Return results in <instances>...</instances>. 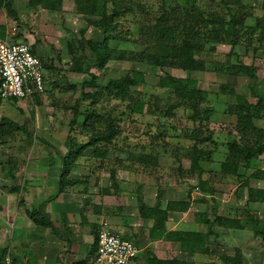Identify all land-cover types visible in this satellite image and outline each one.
<instances>
[{"label": "rangeland", "instance_id": "374dc122", "mask_svg": "<svg viewBox=\"0 0 264 264\" xmlns=\"http://www.w3.org/2000/svg\"><path fill=\"white\" fill-rule=\"evenodd\" d=\"M76 1L65 0V9L69 10L66 11L68 16L63 15L65 13L63 9L52 13L40 6H31L37 9L30 12L29 0L26 1V4L20 1L22 7L20 15L24 20L22 28L25 29L24 42L35 50L36 55L44 63L47 83L45 93L40 97L28 99L31 105L23 110L17 109L13 105L15 103L13 100L0 101V108H4L0 109V121L10 120L19 126L26 127L35 135L34 137L25 132L10 130L4 137L6 142L4 144L0 142V175H7L0 179L6 184H0V190L6 189L9 194H18L15 202L17 206L9 208L0 203V224L1 222L7 223L9 230L12 226H9L8 223L9 211L15 212L18 207L23 211H29L27 202L29 201L30 205L33 203L32 198L27 195L29 185L24 180L27 173L34 172L32 168L29 169V165L33 166L35 162L40 163L39 160L50 162V153L54 156L57 155L42 144L39 138L51 142L62 155L65 153L64 142L70 130L72 108L75 102L82 97L81 84L91 80L89 72L96 75L99 80L96 88L98 95L92 101L83 102L79 106L80 110L85 113L96 112L100 116H104L100 125L105 124L108 116L112 119H120L119 127L123 134L131 135L128 141L132 142L134 149L146 148L153 153L158 147L166 149V159L162 163L165 169L162 168L159 173L166 176V179L163 177L161 184L168 182V185L177 182L175 170H172L167 164L168 157L180 158L184 161L185 169L189 168L188 156L180 153L182 145L190 144L191 146V141L187 139L185 132H189L194 127L190 120L193 112L187 109L188 99H193L191 101L196 105V108L207 110L211 114L207 125L199 124L200 131L231 133L233 138L237 131V115L236 113L232 115L231 111L254 106L256 94H259L258 91H264V52L263 50L258 53L253 51L257 45H260L257 42L261 34L260 28L256 32L255 28L256 24L264 18V12L260 8L263 0H108V13L114 12L115 6L120 11L130 10L125 16L117 17L120 26L114 33L116 38H112L109 42L113 51L123 52L124 55L121 60L115 58V60L109 61L104 68L92 67L91 71L87 72V67L94 63V56L86 49V41L91 38L101 41L103 33L94 26H88L86 23L88 17L78 14L79 8ZM12 3L14 5V0ZM224 6L234 10V16L242 22L239 26L242 28L239 34H246V36L238 39L235 44L211 46L204 40L205 34L208 33L212 24L223 20V16L227 14V9L223 8ZM167 15L185 23L186 26L197 27L198 30H201V39L195 48L196 59L203 63L206 70L184 71L179 67L178 59L175 57L163 61L164 49L160 48V44L170 45V38L173 37L166 36L162 42L157 40L156 25L161 17ZM90 19L100 20L98 16ZM207 23L209 25L206 26ZM82 32H84L83 35ZM173 41L180 47L183 38H173ZM241 42L243 43L241 44ZM149 55L162 65L148 64L146 59ZM50 65H53L55 69H50ZM244 67H251L252 70H255L253 75L256 77L252 78L244 73L241 70ZM134 72L143 73L144 82L130 89L126 101L118 100L112 92L106 89L109 81L125 76L133 78ZM165 76L196 81L195 87L198 92L194 93V87L191 86L184 95L179 94L175 89L162 88L160 78ZM92 91L93 89L86 90V92ZM16 102L18 101L16 100ZM136 103L145 105L143 114L139 115L133 111ZM215 103L217 104L216 110L212 109ZM260 126L264 127V123ZM76 131L73 134L75 136L78 135L79 130ZM162 133H165L166 136L159 137ZM120 141L118 148L126 151L127 147L122 145L123 137ZM34 147L35 151H33ZM15 149L18 151H14ZM210 149L212 148L210 147ZM221 150L225 151V148ZM120 152L119 150L111 152L112 157L109 156V159L104 161L103 164H107L104 178L112 175L110 171L114 167L116 170L123 167L118 163L119 160L117 161L119 157L122 159ZM181 152L184 153L183 150ZM86 155L90 159L85 160V163H88V167L85 168L94 170L96 160L91 158V150L87 151ZM58 160L59 158L56 157L54 161ZM173 167L174 163H172ZM210 168L208 176L213 181L214 200L220 213L228 215L224 211L237 207V204L243 208L244 193L239 196V201H236L234 194L239 181L233 178L227 181L226 178H222L217 162ZM40 169L39 167V171ZM81 171L85 174L88 170L82 169ZM153 175H148L149 177L145 178L146 184L154 182ZM185 178L186 181L183 182L185 188L187 187L191 193L194 191L193 194L196 193V174L194 176L187 175ZM107 180L109 182V178ZM57 189L58 187L49 190V195L55 196L58 192ZM194 197L196 200L201 196L194 194ZM251 210H259L260 218L264 220V206L252 204ZM192 215L193 211L188 218L192 219ZM263 222L260 224V228ZM208 231L211 237L209 242L211 255L198 257V264H220V259L223 256L233 257L236 250L242 251L241 255L246 258L245 262L249 260V263L246 264H264V245L261 244L260 239L254 238L250 231L244 233L224 231L217 226L211 227ZM10 235L11 231L4 235L2 240L0 264H15L14 258L20 257L21 264H37L36 261L26 259L22 255L24 248L14 250L10 247L12 242ZM174 252L177 253L178 250ZM174 256L177 254H169V257ZM7 259L10 261L7 262ZM60 262L64 264L62 258Z\"/></svg>", "mask_w": 264, "mask_h": 264}, {"label": "trees", "instance_id": "16d2710c", "mask_svg": "<svg viewBox=\"0 0 264 264\" xmlns=\"http://www.w3.org/2000/svg\"><path fill=\"white\" fill-rule=\"evenodd\" d=\"M76 3L79 8L78 14L88 17L86 20L88 26H94L100 29L103 33V40L101 41L94 40L93 38L86 41V49L89 50L94 56V63L92 66L87 67L86 72L92 69V67L104 68L109 61L115 60V58L116 60H121L124 53H117L116 51H113L109 46V42L112 38H116L114 33L120 26V22L117 21V17L125 16L130 12V10L127 9L126 11H120L115 6L113 8L114 12L108 13V0H77ZM29 5L30 7L40 6L44 10H49L50 12L54 13L59 12L62 9L63 0H29ZM112 5L114 6V4ZM223 8L227 9V14L223 16V20L216 24H212L208 33L205 34L204 40L211 46L235 44L238 39L246 36V34H239L242 29L239 26L242 22L240 19H236L234 16V10L228 8L227 6H224ZM260 8L264 12V0L261 2ZM1 9L6 12L9 18L15 19V21L19 20L17 13L14 11L12 0H0V10ZM94 16H98L100 20L90 19ZM160 19L161 20H159L156 25L158 34V37H156L157 40L162 42L166 36H172L173 38H183V43L180 47L174 43L173 38H170V45L160 44V48L164 49V53L162 55L163 61L165 62L170 57H175L178 59L177 62H179V67L184 71L191 72L206 70L207 68L205 69L203 63L196 59L195 48L198 41L201 39V30H198L197 27L186 26L185 23L170 18L168 15L161 17ZM19 25H21L20 22H18V26ZM207 25H209V23H207L206 26ZM259 28L261 34L259 39H257V42H259L258 44L260 45H255L256 47L254 46V51L264 48V18H262L260 22L256 24L255 32L257 29L259 30ZM0 30L3 31L4 27H1ZM83 34L84 32H82V35ZM22 37L23 36L19 34L16 38V41L24 42V40H17L22 39ZM0 39L6 40L5 38L3 39L1 37ZM247 39H249L248 36ZM242 43L243 42H241V44ZM31 52L32 54L36 55V52L32 47ZM40 61L43 67L44 85L46 86L47 82L44 74L46 68H44V63L41 59ZM146 61L148 64H153L154 66L162 65L159 62L154 61L150 55L147 57ZM50 69L55 68L53 65H50ZM241 70L244 73L250 75L252 78L256 77L253 75L255 70H252L251 67H244ZM88 74L91 80L85 81L81 84L82 97L75 102V105L72 108L73 116L69 123L70 130L64 142L66 148L65 155L62 156L58 152L57 147H55L51 142L49 143L45 139L39 138V141L42 144L49 147L57 154L56 157H58L62 163L58 193L54 197L50 198V201L54 200L57 195H59L66 187L78 185L81 182V180H67V177L73 165H75V163L83 157H86V152L89 150L92 152V159H97L102 162L107 159L111 152L119 150L121 151L120 154H122V159L119 157L117 160L121 159V162L130 161L132 164L143 166L145 170L159 168V157L161 154L158 151L155 153L149 152L146 148H132V142L128 141L131 135L123 134L118 124L120 119H112L108 116L105 124L100 125V122L104 116H100V114L96 112L90 111L85 113L80 110L79 106L83 102L92 101L96 99L98 95L96 88L98 87L99 80L97 79L96 75L90 72ZM143 82V73L134 72L133 78L130 76H125L124 78L118 80L109 81L106 85V89L109 92H112L118 100L124 102L130 93V89L142 84ZM160 85L165 89H175L179 94L182 95L187 93L189 86L194 87V93L198 92L195 87L197 85L196 81L174 79L170 76L161 77ZM87 89H93V91L86 92ZM258 93L259 94H256V104L254 106L244 107L242 109H238V111H231L232 115L235 113L237 115L236 136H233L232 138L231 136L233 134L229 133L225 139V143L222 144L217 143L215 138H213V132L199 130V124L201 125L203 123L207 125L209 123L211 114L207 110L196 108V105L192 104L191 100L193 99H188L189 101L187 103V109H190L193 112L190 120L194 124V127L189 132H185V136L192 143V148L190 147L191 152L186 154L189 158V168L183 169V165L181 163V165H179L175 171L177 174H180V176H185L186 174L188 175L190 173L197 174L198 184L196 188H198L203 193L211 192V195H214V191L207 192V187H209V185L208 182L203 181V178L206 171L205 167L213 162L215 150H211L210 148L206 149L203 146L204 143L208 141L212 147H215V149L217 146L219 147V145H222V147L225 148L226 153L224 160L220 162L219 171L223 176H234L237 178V180H240V187L247 189V200L244 203V207L241 210H237L238 212L233 217L219 215L218 207L214 199H212L211 204H208L204 199L197 200V203L200 202L205 204L206 209L202 212L196 213L195 220L198 224L208 228L217 226L226 230H248L253 233L254 237L260 238L262 243H264V228H260L262 221L260 220L258 212L251 210L252 204L264 205V190L258 188L255 189L249 185V182L252 179L264 181V171L259 167V157L264 154V128H260L256 124L259 120H264V91H258ZM42 95L43 94H37L32 98L40 97ZM7 100H13L15 102L18 99L10 98ZM0 101L5 100L0 98ZM144 107V104L136 103L133 111L139 115L143 114ZM81 118H83V120H81ZM10 130L25 132L27 135L30 134L31 136L33 135L26 129V127L19 126L15 122L3 119L0 121L1 144L6 142L4 137H6L5 135L8 134ZM76 130H79L77 136L73 135L75 132H77ZM164 136H166L165 133L159 135V137ZM122 137L123 144L127 147L126 151L118 148ZM122 150L125 152L123 153ZM50 159L53 161V158ZM177 161L180 164V158H177ZM247 171H251V174L248 175ZM113 184L115 185L116 183ZM105 193H110V190H106ZM189 193H191V191H189ZM188 197L189 199L185 201L168 203L167 208L164 211L160 210L159 206L154 210H148L149 217L155 221V225L151 230L152 237H155L158 233H164V223L167 219V213L169 211L185 213L190 209V195H188ZM42 205L29 212V218L36 226L52 228L53 224L44 213ZM207 238L208 236L203 233L171 232L167 239L179 243L181 250L187 254L189 261L182 262L175 258L172 260H159L158 258L153 257L149 259V264H196L194 261L196 255H208L210 253V250L206 246ZM242 263L243 258L240 250H236V253L233 257L223 256L220 259V264Z\"/></svg>", "mask_w": 264, "mask_h": 264}, {"label": "crops", "instance_id": "0c3cea01", "mask_svg": "<svg viewBox=\"0 0 264 264\" xmlns=\"http://www.w3.org/2000/svg\"><path fill=\"white\" fill-rule=\"evenodd\" d=\"M20 1L26 4L27 0H14V11L19 18L18 21L9 18L3 9L0 10V28L4 27L3 31L0 30V37L3 39L5 38L16 41L19 34L22 36L25 34V29L22 28L24 20L20 15V10L22 9ZM29 9L31 12V10L36 11L37 8L29 7ZM62 9L65 11L63 15L68 16L69 14H67L66 11L69 10L65 9V0H63ZM18 22H20L21 25L18 26ZM12 28H15L19 34L16 32V35L11 37L10 31ZM24 39L25 37H22V39L17 40L23 41ZM261 50L264 52V48H260L256 50V53ZM45 79H47L46 74ZM13 105L17 109L23 110L31 105V103L26 99L18 102L15 101ZM216 106L217 104L215 103V106H213L214 108L212 109L216 110ZM0 109L3 110L4 108L2 107ZM262 123H264V120H259L256 124L261 128L260 125ZM228 134L229 133L226 134V132H213V138H215L217 143L222 144L225 143V138H227ZM33 136L35 137V135ZM190 147L192 148L190 144H188V146L182 145L180 153L187 154L188 152H191ZM203 147L206 149L211 147V150H215L213 162L205 167L206 171L203 178V181L208 182L209 185V187H207V192H213V181L210 179V176H208L211 171L210 167L217 162L219 163L220 170V162L224 160L226 150H221L224 149L222 145H219V147L217 146L215 149V147L211 146L209 141L204 143ZM186 148L187 150H185ZM156 149V152L158 151L161 154L159 157V168L145 170L143 166L132 164L130 161L121 162L120 160H117L119 164L123 165V167L118 168L119 170H116L114 167L110 171L112 175L106 178H104V170L106 169L107 164H103L104 161L102 162L95 159L96 166L94 167V170L85 168L88 167V163H85V160L90 159L87 158L86 155V157H83L73 165L67 177V180L74 179L81 180V182L78 185L66 187L54 200L51 201L50 198L54 196L49 195V190H53L56 187L59 188L62 163L59 160L57 162L54 161L56 156L50 153V158H53V161L46 162L39 160L38 162L40 163L35 162L33 166L29 165V169L32 168L34 172L27 173L24 180H26L29 185L27 188V195L32 198L33 203L30 205L29 201L27 202L30 208L29 211H23L20 207H18L15 212L12 210L9 211L8 223L9 226H12L9 230L7 223L5 224V222H1L0 246H3L2 240L4 235L11 231L10 237L12 238V242L10 247L14 250L24 248L22 249L24 252L22 255H24L26 259L36 261L37 264H61V258L63 259L64 264H92L96 255L97 234L100 230H106L132 241L138 247L139 255L137 258V264H149V259L153 257H156L159 260H172L175 258L179 261L187 262L189 261V258L187 254L181 250L180 244L168 240L167 237L171 232H193L203 233L208 236L206 246L210 250L208 255H211V249L209 246L211 237L208 234L210 233L208 231L210 228L198 224L195 220V214L206 209L205 204L200 202L197 203V200L204 199L208 204H211L212 199H215V193L214 195H211V192H199V189L197 188L196 193L194 194L200 195L201 197H197L195 200L193 194L194 191L189 193L187 187L185 188V185H183V182L186 181L185 176H187V174L185 176H180L176 171H174L177 176V182L175 181V184L168 185V182L161 184L163 177L166 179L165 174L159 173L162 168L165 169L162 163L163 160L166 159V152L162 147ZM181 150H183L184 153L181 152ZM14 151L18 150L15 149ZM33 151H35V147ZM58 152L61 154L60 150ZM65 153L63 155H65ZM111 155L112 154L110 153L107 159H109V156L112 157ZM168 158L167 164L171 169L172 163H174L172 170H177V167L181 165V163L183 169H185L183 160H181L179 164L176 159L178 157L170 156ZM14 165L15 163L13 166ZM259 165L260 169L264 171V154L259 157ZM39 167L41 168L40 171ZM82 169H87V173H82ZM151 174H154V182L152 184H146L145 178H148ZM247 174L250 175L251 171H247ZM188 175L194 176L193 173ZM1 177L5 178L7 175L1 174L0 179ZM221 177L226 178L227 181H230L232 178L237 180L234 176L221 175ZM108 178L109 182L107 180ZM196 179L198 181L197 174ZM238 181L239 185L236 187L234 193L236 201H239L241 193H244L245 195L242 200L246 201L247 189L241 188V182L240 180ZM113 183L116 184L114 185ZM0 184H4V182L0 180ZM249 185L252 188L264 190L263 180L252 179L250 180ZM106 190H110V193H105ZM188 195H190V209L185 213L169 211L164 223V233H158L155 237H152L151 230L155 225V221L149 217L148 210H154L159 206V209L164 211L167 208L168 203L188 200ZM17 197L18 194H9L6 192V189L0 190V203H2L3 206L5 205L9 208L17 206L15 203ZM41 205L44 213L53 224L52 228L36 226L29 218V212ZM237 205V207H239L238 209L237 207H232V209H228L229 211H224V213L228 215L221 214L219 208L218 213L221 216L233 217L238 212L237 210L242 209L240 204ZM254 205L264 206L260 204ZM191 211H193L192 219L188 218ZM257 212L259 217H261L260 211L257 210ZM260 220L262 222L264 221L262 218H260ZM263 225L261 226V229ZM222 230L226 231V229ZM246 231L248 230L239 232L244 233ZM261 244L264 245L262 241ZM175 250H178L179 253H175ZM240 252L242 251L240 250ZM170 253L177 254V256L169 257ZM178 254L183 257H179ZM208 255H196L194 261L198 264V257H207ZM242 258L245 264L249 263V260L245 262V257L242 256ZM20 259L21 257L18 259L14 258L15 264H21ZM7 260V262L10 261V259Z\"/></svg>", "mask_w": 264, "mask_h": 264}, {"label": "built area", "instance_id": "2783aa9c", "mask_svg": "<svg viewBox=\"0 0 264 264\" xmlns=\"http://www.w3.org/2000/svg\"><path fill=\"white\" fill-rule=\"evenodd\" d=\"M12 28L10 36L16 35ZM46 86L40 59L25 42L0 39V98L18 100L44 94ZM138 247L130 240L100 230L97 251L92 264H137Z\"/></svg>", "mask_w": 264, "mask_h": 264}]
</instances>
